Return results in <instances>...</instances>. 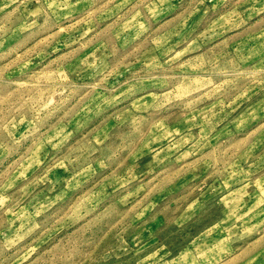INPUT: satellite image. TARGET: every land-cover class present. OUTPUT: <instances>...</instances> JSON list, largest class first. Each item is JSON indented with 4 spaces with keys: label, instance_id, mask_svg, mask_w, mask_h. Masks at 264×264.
<instances>
[{
    "label": "rangeland",
    "instance_id": "obj_1",
    "mask_svg": "<svg viewBox=\"0 0 264 264\" xmlns=\"http://www.w3.org/2000/svg\"><path fill=\"white\" fill-rule=\"evenodd\" d=\"M0 264H264V0H0Z\"/></svg>",
    "mask_w": 264,
    "mask_h": 264
}]
</instances>
